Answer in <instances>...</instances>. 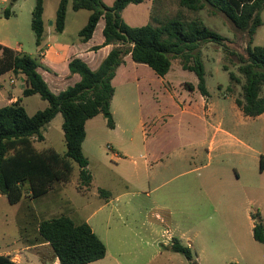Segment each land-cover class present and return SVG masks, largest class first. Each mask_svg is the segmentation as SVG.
I'll return each instance as SVG.
<instances>
[{
	"label": "rangeland",
	"instance_id": "374dc122",
	"mask_svg": "<svg viewBox=\"0 0 264 264\" xmlns=\"http://www.w3.org/2000/svg\"><path fill=\"white\" fill-rule=\"evenodd\" d=\"M151 1L143 0L135 9L128 7L122 20L131 27L149 23L155 26L171 19L185 24L198 20L223 38L221 45L204 43L197 50L208 91L202 115L193 114L194 102L201 98L199 91L186 87L191 84L196 88L197 78L184 71L178 59L172 60L167 78L172 88L164 95L159 90V77L127 56L114 84L109 114L116 128L107 126L106 115L86 123L82 150L92 176L89 189L83 193L77 190L79 169L74 165L71 181L63 187L64 197L73 208L62 205L48 213V199L26 198L11 206L2 197L0 254L22 255L30 264H38L32 258L36 253L40 260L52 264L48 246L25 249L26 240L35 236L33 223L69 215L77 224L88 218L98 223L95 229L107 255L97 264H192L194 260L196 264H236L235 245L246 256L240 264H264V245L254 241L251 222L254 213L264 220V171L259 169L260 156H264V115L244 117L234 102L241 98L240 87L227 90L229 73L240 77L238 57L245 56L249 37L222 13L209 7L190 11L180 7L178 0H154L149 19L147 8ZM102 2L109 6L113 0ZM34 4L35 0H0V41L19 47L32 58L38 53L31 29ZM5 9L11 13L8 19L3 16ZM56 9L57 0H44L46 26L55 18ZM135 13H140L141 18ZM88 16V11H73L69 6L63 38L77 41ZM261 20L262 25L252 37V47L264 45V11ZM102 26L100 22L94 41L102 39ZM102 59L98 55L88 67L95 70ZM78 79L76 75L68 87ZM48 83L56 94L49 79ZM21 88L24 83L19 76H4L0 80V106L9 105L10 97L21 98L29 116L48 106L38 95L23 97ZM179 92L189 96L186 102L193 112H182L185 104ZM62 122L58 114L44 126V141H35V148L63 154ZM216 128L233 137L215 133ZM211 140L215 145L209 151ZM99 190L108 195L100 196ZM173 238L192 244L193 261L170 250ZM194 245L199 258L194 254Z\"/></svg>",
	"mask_w": 264,
	"mask_h": 264
},
{
	"label": "trees",
	"instance_id": "16d2710c",
	"mask_svg": "<svg viewBox=\"0 0 264 264\" xmlns=\"http://www.w3.org/2000/svg\"><path fill=\"white\" fill-rule=\"evenodd\" d=\"M58 5L53 21L54 32L61 34L65 28L68 6L73 11L89 12L86 25L78 32V37L89 41L100 21H103V47L113 45L107 56L95 70L78 59L72 58L67 69L77 75L78 81L65 90L53 93L39 72L37 58L17 53L0 45V76L11 72L24 83L23 97L38 95L48 106L29 116L21 105V98L0 108V196L5 197L11 206L24 198L36 200L58 185L71 181L74 165L79 169L77 190L83 193L92 182L88 159L82 144L86 138L87 121L98 115L110 114V103L114 96L112 80L124 59L144 65L158 77H164L171 69L172 60L178 59L184 71L197 78L194 88L187 84L189 91L197 89L202 97L208 95L203 63L196 55L204 43L220 44L223 38L211 31L200 21L185 24L179 19L164 23L146 24L141 27L128 26L121 17L128 5H138L143 0H115L111 6L102 0H57ZM180 7L190 11H201L206 7L225 15L234 27L249 37L245 56L238 57V73H229V86L241 89V98L235 105L247 118L264 115V45L252 47V37L262 25L261 12L264 0H178ZM44 0H35L31 13V29L35 45L42 51L45 38L43 20ZM4 18L11 16L9 10L3 12ZM62 116V131L65 152L60 154L53 149L38 150L34 142H43L42 128L56 115ZM107 126L114 128L112 118ZM259 169L264 171V156H260ZM100 196L108 195L99 190ZM254 225L253 239L264 244V220L259 213L251 216ZM35 236L26 240L30 246L47 245L59 264H90L106 256V246L91 230L86 222L76 224L67 215L43 219L33 223ZM170 250L193 261L189 247L172 239ZM0 264H16L9 256L0 255ZM192 264H196L194 261ZM235 264V263H229Z\"/></svg>",
	"mask_w": 264,
	"mask_h": 264
},
{
	"label": "crops",
	"instance_id": "0c3cea01",
	"mask_svg": "<svg viewBox=\"0 0 264 264\" xmlns=\"http://www.w3.org/2000/svg\"><path fill=\"white\" fill-rule=\"evenodd\" d=\"M114 1L115 0H113V2ZM153 2H154V0L151 1V5L147 8L149 19L151 18V12H152L151 9H152ZM142 4H143V2L141 4H138V5L131 4V5H128L126 7V9L128 7H130V8L133 7V9H135L137 7H140V5H142ZM57 5H58V2H57ZM108 5L111 6L110 4H108ZM126 9H124V11ZM135 15H137L138 19L141 18V14L140 13H135ZM53 21H54V19L51 20L48 23L47 26L45 25V38H44V42L42 44V51L39 52V49L37 48V50H38L37 57H38V61H39V64H40V68H39L40 74L42 75L43 79L45 80V82L47 83L49 88L51 86L48 83V79H49V81L51 83H53L54 88L56 89V94H57V93L65 90L68 87V84L72 80L76 79V75H73L74 78L70 79V75H69L70 73H69V71L67 69V64L72 58H78V59L84 61L89 66V64H92L93 62H95L97 60L98 55H99V57L103 56V59H104L107 56V54L109 53V51L114 46L113 45H108V46H104L103 47L102 30H103L104 24H103L102 28L100 29V34H101L102 39L94 41V34L96 32V29H97L98 25L100 24V22H103V21H100L98 23V25H97V27H96V29L94 31L93 37L87 42H83L79 37H78L79 39L77 41H66L63 38L64 31L61 34H56L54 32ZM65 25H66V21H65ZM64 30H65V28H64ZM0 45L5 46V47L17 52V53H22L20 51L19 47H15L14 48V47H12V46H10L7 43H4L2 41H0ZM126 63H127L126 59H124V64L121 65L117 69L115 77L112 80V86L113 87H114V84L116 82L117 77L122 72V70H123L124 66L126 65ZM10 74H11V72H8V73H6L4 75H1L0 76V80L4 76L10 75ZM167 78H168V74L165 75L164 77H159V90L161 92H163L164 95L172 88V86H169L167 84ZM156 79L158 80V78H156ZM167 87L169 89H167ZM22 90H23V88H21V90H20L21 93H22ZM114 94H115V89H114ZM178 96L182 97L183 104H185L184 108L182 109V112L185 113V114L194 111L193 114L194 113H198L201 116L204 107L207 106L206 100L204 99V97L201 96L199 101L197 100L196 102H194V110L191 111L192 110L191 104L186 102V99H189V96H182L181 92L178 93ZM16 99H19V98L10 97V101H9L10 104L14 103L16 101ZM113 99H114V96H113L112 101L110 103V108H111ZM1 107H4V106H0V108ZM98 116H96V117H98ZM96 117H94V118H96ZM115 128H116V124L114 123V128L113 129H115ZM85 129H86V125H85ZM215 133H221L222 135H224L226 137L227 136L228 137H233L230 133H228V132H226V131H224V130H222L220 128H216ZM214 145H215V141L211 140L209 142V148H210L209 151H212L214 149ZM63 187H64V185H58V186L55 187L54 190L48 192L43 197L39 198V199H48V200H46L47 201L46 211L48 213H51V212H54V211L58 210L60 207H62V205L65 206V207L68 206L70 208H73V204L69 201V199H65V197H64V191H63L64 188ZM2 197L3 196H0V199ZM52 197H53L54 200H52ZM25 199L26 198H24L22 201H24ZM22 201L20 203H22ZM109 202L110 201H107V203H109ZM67 216H69V215H67ZM69 217H71V216H69ZM91 221H92V223H91ZM82 222H86L90 226L91 230L98 236V238L102 242H104L103 239L100 237V235L96 232L95 227L99 228L97 222L93 221V219H90V218L85 219V221H81L80 223H82ZM251 222H252V219H251ZM252 229H253V223H252ZM196 239L197 238H194V244H195ZM180 243L185 245V246H187V247H189L191 252H192V244L191 243H189V244H186L184 242H180ZM262 245H264V244H262ZM38 246H42V245L30 246L29 243H26L25 249L38 247ZM45 246H47V245L45 244ZM164 246L166 247L167 245H164ZM235 249H236L235 250V252H236L235 262H236V264H240L239 261L242 260V259L245 260L246 256L244 255V250H242L240 246L235 245ZM194 254H195V256L197 258H199L198 253L195 251V245H194ZM0 255H5V256H9L10 257L9 253H6V252H4L3 254H0ZM106 255H107V250H106ZM192 255H193V253H192ZM105 257L103 259H105ZM10 258L16 264H30V262L28 261V258L27 257H23L22 255H18L17 254L14 257H10ZM32 258L34 260H36L38 264H49L48 260H40L39 255L36 254V253L33 254ZM102 260H99V261H96V262H93V263H90V264H97V263H99ZM52 264H59V262H58L57 259H54Z\"/></svg>",
	"mask_w": 264,
	"mask_h": 264
},
{
	"label": "water",
	"instance_id": "95a60500",
	"mask_svg": "<svg viewBox=\"0 0 264 264\" xmlns=\"http://www.w3.org/2000/svg\"><path fill=\"white\" fill-rule=\"evenodd\" d=\"M12 1H15V0H12ZM105 117H106V119H109L111 116L109 114H107Z\"/></svg>",
	"mask_w": 264,
	"mask_h": 264
},
{
	"label": "built area",
	"instance_id": "2783aa9c",
	"mask_svg": "<svg viewBox=\"0 0 264 264\" xmlns=\"http://www.w3.org/2000/svg\"><path fill=\"white\" fill-rule=\"evenodd\" d=\"M0 13H1V10H0Z\"/></svg>",
	"mask_w": 264,
	"mask_h": 264
}]
</instances>
